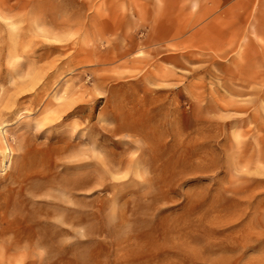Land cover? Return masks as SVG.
<instances>
[{
  "label": "rangeland",
  "instance_id": "1",
  "mask_svg": "<svg viewBox=\"0 0 264 264\" xmlns=\"http://www.w3.org/2000/svg\"><path fill=\"white\" fill-rule=\"evenodd\" d=\"M0 264H264V0H0Z\"/></svg>",
  "mask_w": 264,
  "mask_h": 264
}]
</instances>
